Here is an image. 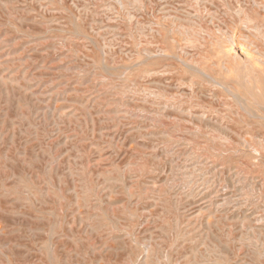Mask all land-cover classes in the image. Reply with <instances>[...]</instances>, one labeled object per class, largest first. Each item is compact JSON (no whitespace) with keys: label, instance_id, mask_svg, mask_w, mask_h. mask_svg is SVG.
Returning <instances> with one entry per match:
<instances>
[{"label":"rangeland","instance_id":"rangeland-1","mask_svg":"<svg viewBox=\"0 0 264 264\" xmlns=\"http://www.w3.org/2000/svg\"><path fill=\"white\" fill-rule=\"evenodd\" d=\"M0 264H264V0H0Z\"/></svg>","mask_w":264,"mask_h":264}]
</instances>
